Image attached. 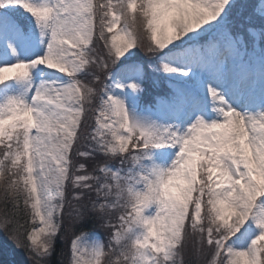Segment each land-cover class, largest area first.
Instances as JSON below:
<instances>
[{"label":"snow or ice","instance_id":"1","mask_svg":"<svg viewBox=\"0 0 264 264\" xmlns=\"http://www.w3.org/2000/svg\"><path fill=\"white\" fill-rule=\"evenodd\" d=\"M0 234L264 264V0H0Z\"/></svg>","mask_w":264,"mask_h":264},{"label":"rangeland","instance_id":"2","mask_svg":"<svg viewBox=\"0 0 264 264\" xmlns=\"http://www.w3.org/2000/svg\"><path fill=\"white\" fill-rule=\"evenodd\" d=\"M0 246V264H30L26 253L3 234H0Z\"/></svg>","mask_w":264,"mask_h":264},{"label":"trees","instance_id":"3","mask_svg":"<svg viewBox=\"0 0 264 264\" xmlns=\"http://www.w3.org/2000/svg\"><path fill=\"white\" fill-rule=\"evenodd\" d=\"M1 247V246H0ZM3 249V248H2Z\"/></svg>","mask_w":264,"mask_h":264}]
</instances>
